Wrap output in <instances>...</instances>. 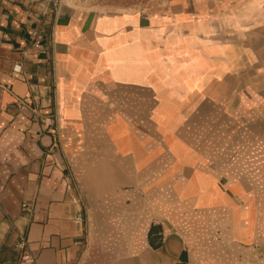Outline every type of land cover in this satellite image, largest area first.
I'll list each match as a JSON object with an SVG mask.
<instances>
[{
    "label": "crops",
    "instance_id": "crops-1",
    "mask_svg": "<svg viewBox=\"0 0 264 264\" xmlns=\"http://www.w3.org/2000/svg\"><path fill=\"white\" fill-rule=\"evenodd\" d=\"M41 1L0 0V264H264V0Z\"/></svg>",
    "mask_w": 264,
    "mask_h": 264
},
{
    "label": "built area",
    "instance_id": "built-area-1",
    "mask_svg": "<svg viewBox=\"0 0 264 264\" xmlns=\"http://www.w3.org/2000/svg\"><path fill=\"white\" fill-rule=\"evenodd\" d=\"M80 1L88 2L90 0H80ZM59 2H60V0H42L41 1V5L43 8L42 14L48 18L49 14L56 10ZM35 46L39 47V44L35 42ZM14 69L19 72L21 69V65L20 64L15 65ZM16 105L20 109L21 108L30 109V112L28 115L30 120H35V117L39 113L38 109H36V107H31L30 101H28L24 98H19L16 101ZM43 127L45 128V126H43ZM59 151H60L59 150V143H58V141L54 140L48 146V149L46 150L45 157L49 158L50 162L53 163L55 166L61 167L62 164L60 163ZM64 179L66 180V190L70 193L71 200L75 204L80 205V191L72 183V180L70 179L69 175H65ZM21 206H22V209L24 211H30V204L29 203L22 202ZM16 232H17V240L14 244V248L18 251L19 256H20V260L22 262L27 263V264H38L35 255L33 253H31V251L29 250L26 232L21 230L18 227H16Z\"/></svg>",
    "mask_w": 264,
    "mask_h": 264
},
{
    "label": "rangeland",
    "instance_id": "rangeland-1",
    "mask_svg": "<svg viewBox=\"0 0 264 264\" xmlns=\"http://www.w3.org/2000/svg\"><path fill=\"white\" fill-rule=\"evenodd\" d=\"M179 0H90V3L104 10L151 13L163 10ZM188 4V0H181Z\"/></svg>",
    "mask_w": 264,
    "mask_h": 264
},
{
    "label": "bare ground",
    "instance_id": "bare-ground-1",
    "mask_svg": "<svg viewBox=\"0 0 264 264\" xmlns=\"http://www.w3.org/2000/svg\"><path fill=\"white\" fill-rule=\"evenodd\" d=\"M72 2V1H71Z\"/></svg>",
    "mask_w": 264,
    "mask_h": 264
}]
</instances>
